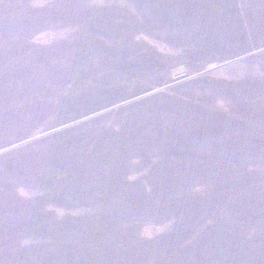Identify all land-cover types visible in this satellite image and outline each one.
Instances as JSON below:
<instances>
[{
  "label": "rangeland",
  "instance_id": "obj_1",
  "mask_svg": "<svg viewBox=\"0 0 264 264\" xmlns=\"http://www.w3.org/2000/svg\"><path fill=\"white\" fill-rule=\"evenodd\" d=\"M0 264H264V0H0Z\"/></svg>",
  "mask_w": 264,
  "mask_h": 264
}]
</instances>
